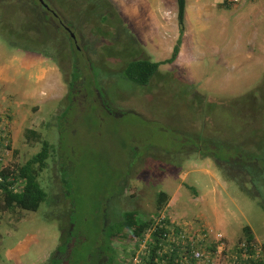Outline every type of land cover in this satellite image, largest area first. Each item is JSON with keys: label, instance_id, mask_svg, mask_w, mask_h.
I'll use <instances>...</instances> for the list:
<instances>
[{"label": "rangeland", "instance_id": "374dc122", "mask_svg": "<svg viewBox=\"0 0 264 264\" xmlns=\"http://www.w3.org/2000/svg\"><path fill=\"white\" fill-rule=\"evenodd\" d=\"M106 1L112 9L103 22L95 21L94 30L85 18L75 28L80 82L67 69L66 80L60 72L56 85L43 71L47 65L61 67L56 46L61 38L45 33L41 17L25 16L29 3L0 0L7 162L23 163L39 150L40 139L51 145L37 175L45 200L34 211H0V264H46L60 237L69 240L76 233L85 239L74 252L85 259L99 235L100 210L106 209V222L121 195L135 212L153 216L158 191L168 196L159 213L169 224L196 237L209 232L203 246L219 233L223 246L216 244L212 261L232 264L243 225L251 229L256 248L264 244V210L225 177L211 154L218 142L260 144L264 0L226 6L221 0H185L178 53L145 86L124 79L121 68L130 59L169 57L178 36L176 2ZM56 33L65 39V33ZM246 92L252 96L243 103L238 98ZM27 129L39 138L27 139ZM115 244L116 254L133 247L125 236H117Z\"/></svg>", "mask_w": 264, "mask_h": 264}, {"label": "trees", "instance_id": "16d2710c", "mask_svg": "<svg viewBox=\"0 0 264 264\" xmlns=\"http://www.w3.org/2000/svg\"><path fill=\"white\" fill-rule=\"evenodd\" d=\"M184 1L175 0L178 36L171 48L169 57L159 61L141 58L130 59L121 68V75L124 79L135 85L145 86L156 73L160 64L170 63L175 59L180 37L184 31ZM51 5L58 13L64 15L68 25L72 24L78 28L85 18L84 23L87 25L92 22L90 24L92 30L96 27L95 21L103 22L107 18L108 10L112 9L106 0H52ZM223 5L226 6L224 3ZM52 31V34L49 33L50 37L53 36V38H61L62 40L61 45L56 44L62 63L61 67L57 66L59 73L64 72L66 80V72L69 69V76L74 79L80 72L76 49L72 47L68 35H65L66 38L64 39L63 34L60 36L56 33L57 30L52 29ZM42 33L44 34V32ZM64 47L65 50H63ZM251 92H246L238 99L243 103L249 102L252 96ZM25 136L27 139L30 137L38 139L39 133L27 129ZM39 142V150L23 163L15 162L10 167L7 166L0 170V211L10 210L14 207L34 211L39 203L45 200L47 194L39 185L37 175L45 166L51 145L44 139H40ZM211 155L219 167L221 164L223 165L225 177L234 181L247 196L255 198L258 205L264 210V132H260V144L258 145L256 142L247 148L230 142L228 144L218 142L215 144ZM187 188L189 187L187 186ZM167 200L168 196L165 192L158 191L156 193L153 216L158 215ZM110 214L114 217L109 216V219L97 229L98 232L100 228L99 232L103 240L102 248L108 249L109 239L112 236H125L131 240L133 245L132 250L127 253L122 251L121 255H117L115 252L113 264H131V258L139 249L145 233L148 236L145 238L142 251H139L140 261L138 264H188L193 262L190 258V245L201 250L205 247L211 252L216 246V242L213 241L207 246H203L204 243L201 240H194L199 235L196 237L194 232H189L185 228L182 230L184 232L183 245L170 241L167 237L168 229L165 227V224H169V222L165 217L161 221L162 224L158 225L155 224L153 216H142L135 211L128 210ZM178 229L179 227L175 228V231H179ZM240 230L241 237L236 242V256L232 264H264V244L256 248L253 233L248 225H243ZM62 241L60 237L59 246L62 245ZM46 264H55V260L53 258L48 259Z\"/></svg>", "mask_w": 264, "mask_h": 264}, {"label": "flooded vegetation", "instance_id": "af4514ba", "mask_svg": "<svg viewBox=\"0 0 264 264\" xmlns=\"http://www.w3.org/2000/svg\"><path fill=\"white\" fill-rule=\"evenodd\" d=\"M14 0H12L13 2ZM28 1V2H27ZM18 0L20 4H23L25 6L29 3L30 7L26 8L23 7L25 11V16L27 14L34 16L37 20L42 19L45 27L43 28L45 32H49L52 34V29L55 31H59L62 33H65L68 35L70 39V43L73 48L76 49V51L80 50V46L76 44V33H75V26L68 25L66 20L64 19V16L61 15L56 11L54 7L51 5L52 0ZM23 8L21 10H23ZM31 28V27H30ZM66 38V37H65ZM67 42V41H66ZM145 59V58H141ZM88 65H90L88 63ZM89 68V66H88ZM87 70V69H86ZM82 70L78 72V75L76 76L74 82L78 83L80 82V79L82 78ZM78 77V78H77ZM73 82V84H74ZM73 84L72 87H73ZM77 90H74L73 88L70 90V99L74 100L78 97L74 96L76 94ZM67 94V93H66ZM79 103V101H78ZM94 114V110H93ZM129 160L132 158V156H129ZM121 192V191H120ZM121 194V193H120ZM122 196L119 195L118 197L114 198V201L116 202V211L118 213L122 211H135L130 205L131 203L127 200L126 203H123ZM122 202V203H121ZM108 210V209H107ZM105 211L106 209L100 210L101 218L98 220V227H100L105 222ZM115 211V214L117 212ZM111 218V217H110ZM109 219V218H107ZM101 222V223H100ZM71 227V225H70ZM100 231V228L98 232ZM97 232V233H98ZM85 238L80 239L77 235L75 236L71 235L69 237V240L64 239L62 241V245L59 246L60 241L58 242L57 246L51 251L48 259L53 258L55 260V264H111L113 262V258L115 256V241L116 237L112 236V238L109 239L110 245L108 246V249L105 250L102 248V238L99 235L96 237V240L92 243L90 253L87 255L85 259H82V256L79 254H76L74 251L76 250L77 246L80 244L81 241H83ZM120 253L118 252L117 255ZM121 255V254H120ZM114 263V262H113ZM112 263V264H113Z\"/></svg>", "mask_w": 264, "mask_h": 264}, {"label": "built area", "instance_id": "2783aa9c", "mask_svg": "<svg viewBox=\"0 0 264 264\" xmlns=\"http://www.w3.org/2000/svg\"><path fill=\"white\" fill-rule=\"evenodd\" d=\"M243 0H221L224 4L234 5ZM10 134H9V126L8 122L6 120V117L2 114H0V170H2L5 167H10V163L7 162V159L10 157ZM162 219H164V216L162 214H158L153 216V220H155V224L161 225ZM165 227L168 229V235L170 241L177 242L183 245V236L184 232L183 229L179 227V231H175V226L171 224H165ZM148 234L145 233L144 239L141 243V248L133 255L131 258V264H138L140 261V258L138 257L139 251H142L144 247V241L145 238H147ZM210 233L207 231L202 230V233L197 237V239L194 240H201L203 243L205 242V238L209 237ZM214 242H216L217 246H223V242L221 241V235L219 233H216L214 236ZM202 243V244H203ZM190 249V258L193 260V262H190L188 264H214L212 261V256L214 251H209L205 247L201 249L195 248L192 245L189 246ZM215 254V252H214Z\"/></svg>", "mask_w": 264, "mask_h": 264}, {"label": "crops", "instance_id": "0c3cea01", "mask_svg": "<svg viewBox=\"0 0 264 264\" xmlns=\"http://www.w3.org/2000/svg\"><path fill=\"white\" fill-rule=\"evenodd\" d=\"M46 71L50 73V75L52 76V80L55 82L56 85H58L57 81L59 80V72L56 67L47 65L46 70H44L43 73H45Z\"/></svg>", "mask_w": 264, "mask_h": 264}, {"label": "clouds", "instance_id": "9594fccd", "mask_svg": "<svg viewBox=\"0 0 264 264\" xmlns=\"http://www.w3.org/2000/svg\"><path fill=\"white\" fill-rule=\"evenodd\" d=\"M158 214H161V213H158ZM168 222V221H167Z\"/></svg>", "mask_w": 264, "mask_h": 264}]
</instances>
